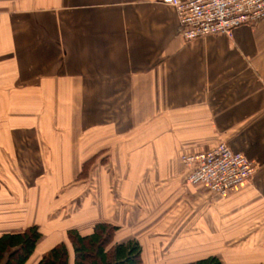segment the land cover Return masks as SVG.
Instances as JSON below:
<instances>
[{
  "label": "crops",
  "instance_id": "1",
  "mask_svg": "<svg viewBox=\"0 0 264 264\" xmlns=\"http://www.w3.org/2000/svg\"><path fill=\"white\" fill-rule=\"evenodd\" d=\"M178 28L163 0H0V117L62 106L77 114L62 138L111 154L122 199L138 205L122 212L108 177L81 233L112 224L117 242H140L143 264H264V21L192 42ZM220 143L256 166L227 197L187 186L179 161Z\"/></svg>",
  "mask_w": 264,
  "mask_h": 264
},
{
  "label": "rangeland",
  "instance_id": "2",
  "mask_svg": "<svg viewBox=\"0 0 264 264\" xmlns=\"http://www.w3.org/2000/svg\"><path fill=\"white\" fill-rule=\"evenodd\" d=\"M6 113L0 117V236L39 225L46 231L39 250L43 251L71 229H89L95 221L87 226L80 215L90 209L94 198L106 194L108 177L113 178L111 188L119 209L137 207L125 195L121 197L124 178L105 165L111 154L96 155L88 138L81 139L85 146L79 151L69 143L72 139L60 136L76 125V113L72 116L62 106L42 105L19 106L16 113L9 106ZM95 156L97 162L88 176L79 179L83 161ZM29 264H36L35 260Z\"/></svg>",
  "mask_w": 264,
  "mask_h": 264
},
{
  "label": "built area",
  "instance_id": "3",
  "mask_svg": "<svg viewBox=\"0 0 264 264\" xmlns=\"http://www.w3.org/2000/svg\"><path fill=\"white\" fill-rule=\"evenodd\" d=\"M178 16V34L186 42L212 35L233 36L235 29L264 21V0H163ZM181 163L187 185H204L213 194L227 197L251 181L256 166L226 143L196 154H185Z\"/></svg>",
  "mask_w": 264,
  "mask_h": 264
},
{
  "label": "trees",
  "instance_id": "4",
  "mask_svg": "<svg viewBox=\"0 0 264 264\" xmlns=\"http://www.w3.org/2000/svg\"><path fill=\"white\" fill-rule=\"evenodd\" d=\"M95 158L83 164L79 179L88 176ZM118 228L98 223L90 233L77 229L67 231V242H61L45 251L36 264H143V248L139 241L119 243ZM44 237L39 225L0 236V264H29ZM190 264H223L217 256Z\"/></svg>",
  "mask_w": 264,
  "mask_h": 264
}]
</instances>
